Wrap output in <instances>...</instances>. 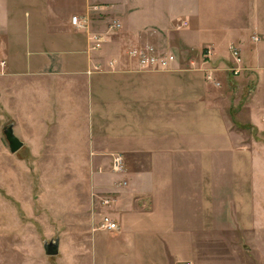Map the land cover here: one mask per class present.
I'll return each mask as SVG.
<instances>
[{"label":"crops","instance_id":"crops-1","mask_svg":"<svg viewBox=\"0 0 264 264\" xmlns=\"http://www.w3.org/2000/svg\"><path fill=\"white\" fill-rule=\"evenodd\" d=\"M240 1L0 0V126L11 122L23 142L17 151L29 152L20 164L68 167L87 190L116 191L107 214L120 231L107 232L122 236L133 231L140 259L148 264L188 261L174 263L154 246L160 242L177 255L180 229L197 232L187 235L191 249L200 231H212L216 196L209 176L221 149L233 150L235 180L228 201L217 196L222 211L218 230L234 229V221L225 224L224 216L235 214V199L244 200V230L264 226V171L255 170L264 167V143H259L262 154L253 156L252 142L239 140L232 126L235 117L225 106L230 88L223 81L216 86L205 74L225 68L231 43L240 47L251 71L243 78L252 92L245 105L249 124L264 134V26L254 27L252 34L260 38L255 42L241 28L219 24L205 31L199 23L202 8ZM74 15L87 16L93 32H106L115 20L122 28L107 35L100 49L91 50L88 31L72 24ZM179 20L188 21L178 34L181 46L194 52L208 48L211 61L192 65L178 59L172 69L153 71L141 70L128 57L129 48L155 46L160 36L171 37ZM231 134L240 146L236 152ZM115 154L130 168L124 186L115 183L118 176L97 171L110 165ZM2 163L10 165L11 160ZM175 170L186 172L178 177ZM237 180L242 190L236 189ZM258 192L263 201L252 208ZM10 214V207L0 206L1 233L10 229ZM87 214L86 228L92 224L91 211Z\"/></svg>","mask_w":264,"mask_h":264},{"label":"rangeland","instance_id":"rangeland-1","mask_svg":"<svg viewBox=\"0 0 264 264\" xmlns=\"http://www.w3.org/2000/svg\"><path fill=\"white\" fill-rule=\"evenodd\" d=\"M227 3L222 6L202 8L199 23L203 30L210 31L212 26L220 24L233 31L241 28L246 34L251 35L255 32V26H264V0H244L238 5ZM182 21L187 20L177 21L173 26L175 33L168 38L160 36L154 41L155 47L172 51L181 63L192 64L197 60L201 64H206L211 61V56H207L208 48L202 49V52H194L181 46L178 34L184 27L177 29L176 26ZM229 64L230 60L225 68L215 70L214 75L230 88L229 102H226L225 106L227 112L235 117L232 126L239 140L251 141L253 156H257L263 152L259 150V143H264V134L256 133V130L250 127L245 105L252 92L248 90L250 86H245L246 80L243 79L251 71L244 65L245 69L241 74L233 75L229 71ZM208 71H205V74ZM215 72H220V77ZM255 80L256 78L252 82ZM238 84H243L244 88H239ZM243 123H248L244 126L246 128L242 126ZM9 124L11 122L3 127L0 126V160L2 162L11 160L10 165L2 163L3 165L0 166V206L11 208L10 229L6 228L4 233L0 232V264H148L140 259L136 247L137 239L132 237L133 231L122 236H114L99 228L101 218L104 215L110 216L107 212L113 210L116 191H99L93 186L89 191L86 183L80 182L77 175L74 173L70 175L71 168L68 167L21 165L19 160L29 158V152L10 151L3 130ZM230 137L236 152L240 146L236 145L237 139L234 134ZM232 151V149L230 151L221 149L218 155L214 154V161L218 162V165L214 166L209 176L213 194L216 196L214 199L216 209L211 221L212 231H200L191 249L190 238L187 235L194 236L197 232L182 228L178 231L180 235L175 241L179 253L176 255L172 252V248L164 247L165 244L157 242L154 246L157 247L159 254H163L164 250L174 263L179 259L187 258L195 264H264V226L260 228L259 225H253L249 230L243 229V199H235V201L232 199L235 202L233 206L236 212L230 214L229 218L224 216V219L227 218L225 224L230 220L229 225L232 226L234 221V229L218 230L221 228L218 215L222 211L220 206H217V196H224L226 197L224 202L228 201L235 180L232 172ZM129 170L125 162L124 173L114 172L112 161L107 167L97 168L100 174L106 172L118 176L116 184L126 180L125 176ZM255 170L262 173L264 167L259 166ZM181 173L175 170L173 174L179 177ZM79 176H82V173H79ZM260 176L257 177L261 179ZM255 186L253 181V192ZM236 189H243L242 183L238 180ZM261 197L263 196L258 192L257 200L252 199V208L257 201L260 205L263 201ZM105 198L113 199L110 205L103 203ZM90 211L92 224L86 228L83 226V219L88 217L87 213ZM94 212L97 217L93 215ZM56 237L60 240L59 254L48 256L44 250V243ZM120 239L122 244H117ZM120 248L127 252L126 255L121 256L118 252Z\"/></svg>","mask_w":264,"mask_h":264},{"label":"built area","instance_id":"built-area-1","mask_svg":"<svg viewBox=\"0 0 264 264\" xmlns=\"http://www.w3.org/2000/svg\"><path fill=\"white\" fill-rule=\"evenodd\" d=\"M72 24L74 27L80 30L88 31V38L91 43V50H98L102 47L103 43L106 40L107 35L111 32L120 30L122 28V23L118 20L113 21L106 32H93L89 29V18L87 16L74 15L72 16ZM188 25L187 21H182L177 24V29H181ZM252 39L254 41H259V37L257 35H253ZM230 52V64L229 71L233 75H239L245 69L243 57L241 54L240 48L235 44H230L229 46ZM126 54L128 57L135 59L138 63V66L141 70H169L172 69L173 64L178 60L176 55L166 49H160L155 46H137L127 49ZM207 56H211V52L208 50ZM194 63H192L193 65ZM111 67H113V62H111ZM207 80L213 82L216 86H221V81H219L215 75L214 70H209L206 73ZM112 169L116 173H124L125 172V160L121 154H115L112 158ZM127 181L122 180L120 185H126ZM113 199L105 198L103 199V203L105 205H110ZM115 201V200H114ZM100 229L111 231V232H119L120 225L117 221L111 218L108 215H104L101 218V222L99 225ZM182 264H195L192 261H184Z\"/></svg>","mask_w":264,"mask_h":264},{"label":"water","instance_id":"water-1","mask_svg":"<svg viewBox=\"0 0 264 264\" xmlns=\"http://www.w3.org/2000/svg\"><path fill=\"white\" fill-rule=\"evenodd\" d=\"M5 137L9 143L12 152H16L22 145L23 142L15 134L13 125L9 124L4 128ZM44 250L48 256H56L60 251V240L58 237L51 239L50 241H45Z\"/></svg>","mask_w":264,"mask_h":264}]
</instances>
